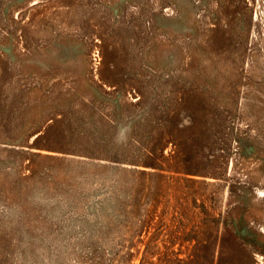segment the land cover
Listing matches in <instances>:
<instances>
[{
  "label": "rangeland",
  "instance_id": "1",
  "mask_svg": "<svg viewBox=\"0 0 264 264\" xmlns=\"http://www.w3.org/2000/svg\"><path fill=\"white\" fill-rule=\"evenodd\" d=\"M0 264H264V0H0Z\"/></svg>",
  "mask_w": 264,
  "mask_h": 264
}]
</instances>
